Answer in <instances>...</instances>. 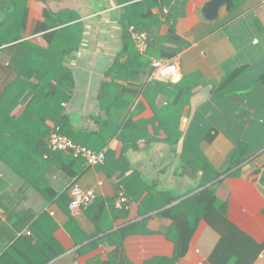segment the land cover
I'll return each instance as SVG.
<instances>
[{"label": "crops", "instance_id": "0c3cea01", "mask_svg": "<svg viewBox=\"0 0 264 264\" xmlns=\"http://www.w3.org/2000/svg\"><path fill=\"white\" fill-rule=\"evenodd\" d=\"M70 1L56 2L52 4L55 8H51L55 13L78 9L86 30L84 48L66 60L76 86L71 100L64 105L65 113L76 131L83 132L81 142H97L101 146L111 131L105 128L100 134L101 122L107 117L99 99L102 84L110 80L108 72L121 50L118 14L121 7L108 0L100 14L86 15L88 8ZM212 1L161 0L162 12L158 7L153 9L164 21L161 34L166 35L169 24L173 25L187 43L173 60L180 75L173 83L183 81V89L191 88V92L177 106L171 105V100L175 99L171 89L150 91L147 99L143 94L135 98L131 108L133 115L126 117V113L124 124L140 122L145 129L142 134H149L148 139H140L136 147L129 150H124L117 138L110 140L104 148L108 151L107 160L99 167H88L83 161L73 164L67 161L69 155H57L47 171L37 174L39 180L35 185L39 188L27 184L18 172L0 161V264H12L9 263L11 254L22 264H71L77 260L84 264H171L175 254L172 238L176 232L164 212L177 202L157 208L154 205L157 202L153 201L149 204L152 212L142 216L140 205L148 192L139 201L133 200L121 179L126 181L130 177L127 172L132 171L139 175L138 178L133 176L136 178L133 184L129 181L128 187L133 191L144 180L172 197L185 196L183 199H186L199 193L201 190L190 192L198 182L179 175L186 135L217 172L227 167L242 141L249 143L253 152H258L243 166L213 183L217 184L216 197L228 204L230 222L257 243L264 244V0H233L231 7L228 2L221 6L216 17L206 18L209 15L206 7ZM27 7V30L23 39L0 43V143L12 139V133L19 128L38 126V132L41 131L40 122L21 118L26 111L21 100L30 92V87L17 80L20 71L16 68L31 46L48 47L42 35L33 33L35 26L44 21L41 8L36 0H30ZM23 42L25 45H18ZM13 62L17 66L12 65ZM237 69L243 71L229 87V95L218 96V87L224 78ZM25 73L31 74L28 70ZM133 78L132 83L139 85L140 76L134 74ZM37 82L33 78L29 83ZM121 84L127 85L126 82ZM108 91L112 96L117 88ZM161 109H169L162 120L171 126L173 140L177 138V129L182 133L176 148L167 143L168 136L160 129L158 111ZM46 123L50 127L55 125L51 121ZM7 148L0 144V156ZM19 153L30 156L33 151ZM46 157L44 161L51 159ZM74 171H77L75 177L72 176ZM73 183L94 189L97 194L95 204L78 216L73 215L69 207V189ZM46 185L52 186L58 196L47 198ZM122 190L128 199L124 206L119 205ZM48 195L54 196V193ZM144 219H147L146 231L132 234L123 241L121 252L117 254V259L123 262H118L114 259L118 240L107 238L108 235ZM221 236L202 219L187 255L175 264H212L210 259ZM58 251L60 255L46 262V258ZM8 252L7 259L1 260ZM254 264H264V250Z\"/></svg>", "mask_w": 264, "mask_h": 264}, {"label": "trees", "instance_id": "16d2710c", "mask_svg": "<svg viewBox=\"0 0 264 264\" xmlns=\"http://www.w3.org/2000/svg\"><path fill=\"white\" fill-rule=\"evenodd\" d=\"M29 1L0 0V43L20 42L23 39V35L27 30V5ZM66 1L69 0H36L37 5L41 8L40 13L44 21L35 26L33 33L34 35H42L48 47L43 49L31 46L29 52L25 50V56L16 68L17 71H20L17 80H22L30 87V92H27L21 100L26 105V111L21 118L23 121L31 118L34 122H40L41 131L40 133L38 132V126L36 128H19L15 133H12V139L0 143L3 148L5 146L9 147L0 156V161L16 173L18 172L26 180L27 184L37 188H39L37 184L35 185V182L39 180L37 174L44 170L47 171L54 163V158L57 159L58 156H64L65 154L69 155L67 157L68 162L71 161L76 164L78 161H83L85 163L84 159L75 158L72 153L53 152L49 149V137L56 127H59L62 134L72 139L76 144L87 147L96 153L106 150L104 149L105 146L114 138L123 143L124 150H129L131 147H136L140 139L149 138V134H142L145 129L141 127L140 122L124 124L126 113L128 115L126 117L131 118L133 115L131 108L135 98L143 94L147 99V93L150 91L171 89L175 93V99L171 100V105L177 106L182 101V98L187 94L189 96L191 92V88L188 91L183 89V81L173 83L148 80L153 71L151 66L153 58L173 61L187 47L185 40L177 34L175 27L170 25L169 21H165L170 27L168 33L166 35L161 34L164 21L159 15L153 13L155 7H158L160 12H162L161 0H112L117 6L121 7L118 14L122 43L121 50L108 72L110 80L103 82L99 99L102 110L107 117L106 121L101 122L102 129L100 134L103 133L105 128L111 133L101 146L97 142H93L97 145L81 142L83 132L76 131L70 117L65 113L64 105L71 100L76 86L72 69L69 68L66 60L71 59L75 53L79 52L86 31L85 23L76 10L64 9L55 13L48 7L51 2ZM94 1L98 2L102 10H104L108 0ZM232 2L233 0H230L228 3L230 7ZM91 5L93 10V3ZM93 12L97 13L96 11ZM131 27L148 33L149 47L145 56L141 55L136 49L129 32ZM25 43H19L18 45H25ZM12 65L17 66L15 62ZM27 70L31 72L30 75L25 73ZM242 71L243 69H237L229 73L218 87L217 95L221 97L228 96L230 93L228 92L229 87L235 84ZM134 74H138L141 78L139 85L132 83L135 80L133 78ZM33 78L38 82L29 83ZM121 82H126L127 85H123ZM111 88H117V91L112 96L110 95L111 92L108 91ZM2 102H4V99H2ZM141 104L143 105V102ZM168 110L161 109L158 111V114L160 113V129L165 130L168 136L167 143L176 148L182 133L177 129V138L173 140L171 126L166 120H162L167 116ZM48 121L54 122L55 125L50 127L46 123ZM10 150L15 152L12 153ZM28 150L33 151L30 156H24L19 153V151ZM107 153L108 151L106 150V160ZM257 153L250 149L249 143L242 141L231 155L227 167L223 171L217 172L210 166L200 148L186 135L183 151L179 159V175L198 182L196 187L190 191L191 193L201 190L186 199H183L185 196L172 197L169 192L156 190L152 183L150 184L144 180H141V183L135 187L136 191L131 190L128 187L129 181H132L133 184L136 180L133 176L137 178L139 176L132 171L127 172L130 177L126 181L125 178L121 179V182L127 188V195L133 200L139 201L143 194L146 191L148 192L141 201L140 214L142 216L152 212L149 204L153 201L157 202L154 204L157 208L177 202L164 212L169 216L172 229L176 232L175 237L172 238L175 243V254L171 264L177 263L187 255L191 240L202 219L206 220L222 235L211 256L210 261L212 264H254L257 261L264 250V244L257 243L237 225L230 222L228 204L221 202L216 197L215 189L217 184L213 183L234 168L243 166ZM45 156L51 159L44 161ZM67 161H65L66 165L68 164ZM76 174L77 171H74L72 176L75 177ZM44 190L48 192L45 195L49 199L58 196L52 186L46 185ZM50 192L54 193V196H49ZM146 222L147 219H144L141 222L129 224L116 233L108 235L107 238L118 240L117 249L114 252L115 260L117 259V254L121 252L123 241L132 234L145 232L144 226ZM9 255V252L6 253L1 260L7 259ZM58 255H60L59 251L54 252L46 258V262L51 261ZM118 262L122 263L123 260H118ZM9 263L22 264L12 254L10 255Z\"/></svg>", "mask_w": 264, "mask_h": 264}, {"label": "built area", "instance_id": "2783aa9c", "mask_svg": "<svg viewBox=\"0 0 264 264\" xmlns=\"http://www.w3.org/2000/svg\"><path fill=\"white\" fill-rule=\"evenodd\" d=\"M132 40L135 43L137 51L145 56L148 51L149 36L145 31L136 30L135 27L129 29ZM152 74L150 81L156 80L161 82H177L179 79V67L173 61L162 59H152ZM49 149L53 152L72 153L75 158H82L88 167H97L104 165L106 162V150L96 153L87 147L76 144L72 139L62 134L61 129L56 127L49 137ZM70 210L73 215L78 216L82 210L88 209L97 199L94 189H90L80 184L73 183L69 189ZM128 199L124 191L119 193V205L124 206ZM71 264H84L80 261H74Z\"/></svg>", "mask_w": 264, "mask_h": 264}, {"label": "rangeland", "instance_id": "374dc122", "mask_svg": "<svg viewBox=\"0 0 264 264\" xmlns=\"http://www.w3.org/2000/svg\"><path fill=\"white\" fill-rule=\"evenodd\" d=\"M70 2H72L74 4H77V5H81V6L84 5V7L88 8L89 13H87L86 15L93 14V11H96L98 14H100L101 11H102V8L99 6L98 2H95L94 0H92V1L91 0H72ZM91 3H93V11H92V6H90ZM52 4H57V3L56 2H51L49 4V6H48V7H50V9L51 8H55V6H52ZM65 5H69V4H65ZM77 12H79L78 9H77ZM79 14H81V13L79 12ZM82 43H83V41H82ZM84 46H85V44L84 45L82 44L81 48H84Z\"/></svg>", "mask_w": 264, "mask_h": 264}, {"label": "water", "instance_id": "95a60500", "mask_svg": "<svg viewBox=\"0 0 264 264\" xmlns=\"http://www.w3.org/2000/svg\"><path fill=\"white\" fill-rule=\"evenodd\" d=\"M229 1L230 0H213L206 7L207 12H209L208 17L206 18L216 17L218 15V10L221 8V6L227 4ZM203 16H206L205 13H203Z\"/></svg>", "mask_w": 264, "mask_h": 264}]
</instances>
